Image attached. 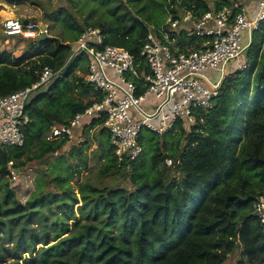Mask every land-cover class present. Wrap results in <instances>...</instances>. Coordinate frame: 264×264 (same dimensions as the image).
Returning a JSON list of instances; mask_svg holds the SVG:
<instances>
[{"label": "trees", "instance_id": "16d2710c", "mask_svg": "<svg viewBox=\"0 0 264 264\" xmlns=\"http://www.w3.org/2000/svg\"><path fill=\"white\" fill-rule=\"evenodd\" d=\"M68 1L72 3L69 7L44 8L43 22L48 35V28L63 24L73 41L52 35L27 43L33 46L30 53L15 56L0 50V96L35 82L34 70L41 66H64L62 76L45 84L28 101L24 144L0 145V263L8 256L16 257L23 246L22 252L31 256L26 259L28 264H225L234 252H238V264H264V226L252 209L255 198L264 192V21L252 33L247 66L225 75L213 106L194 109L193 124L186 126L179 118L162 135L141 128L142 152L129 168L117 162L107 131L97 132L98 160L102 162L99 176H120L128 187L116 182L81 183V219H77L73 206L79 201L70 180L86 163H68L65 154L80 156L82 147L91 145L84 127L100 120L85 118L74 141L46 140L50 126L67 124L101 98L100 92L76 74L84 56L77 54L68 61L73 42L85 27H97L105 44L124 47L138 60L148 25L159 28L166 21L146 15L152 0H129L134 11L126 0H120L122 8L111 10L113 20L81 24L75 16L76 0ZM160 1L167 19L184 11L197 17L231 4V0H213L212 4L208 0ZM170 37L178 51L200 41L182 28L170 32ZM81 136L84 141L77 143ZM166 158L173 164L166 165ZM61 161L66 163L65 173L53 170ZM30 162L38 163L37 178L44 183L37 184L22 202L8 180L16 177L9 176V167L19 174ZM46 186L51 188L46 190ZM44 206L52 218L47 219ZM35 214L41 217L38 229L29 222ZM68 220H74L72 227ZM15 226L17 239L9 249L2 229H7L5 236L11 239ZM50 241L54 243L49 245ZM38 242L45 247L36 256L33 249L25 250Z\"/></svg>", "mask_w": 264, "mask_h": 264}, {"label": "built area", "instance_id": "2783aa9c", "mask_svg": "<svg viewBox=\"0 0 264 264\" xmlns=\"http://www.w3.org/2000/svg\"><path fill=\"white\" fill-rule=\"evenodd\" d=\"M263 21L264 0H231L230 5L212 8L197 17L191 11H184L177 18L169 17L159 28L148 26L138 60L124 47L105 44L100 28L85 27L73 42L68 61L77 54L84 56L82 77L101 93V98L76 113L67 124L50 126L46 140L74 141L84 119L96 118L100 122L85 126V131L90 136L105 129L117 162L129 168L142 152L138 141L141 128L162 135L179 118L186 126L193 124L194 109L213 106L225 75L247 66V47L253 31ZM39 24L17 15L5 16L1 22L6 36L33 40L47 33V25L43 31ZM180 28L187 36L200 37V41L178 51L172 47L175 39L170 37V32L176 33ZM63 68L41 66L34 70L38 76L35 82L0 96V145L24 144L23 128L29 122L25 111L28 101L45 84L62 76ZM212 72L218 74L215 81ZM77 141L83 142L84 137ZM165 163L172 165L173 160L166 158ZM17 172L18 169L9 167V176L15 177ZM252 209L264 226V192L255 198Z\"/></svg>", "mask_w": 264, "mask_h": 264}, {"label": "rangeland", "instance_id": "374dc122", "mask_svg": "<svg viewBox=\"0 0 264 264\" xmlns=\"http://www.w3.org/2000/svg\"><path fill=\"white\" fill-rule=\"evenodd\" d=\"M127 4L126 6H130L129 8L134 11L135 9L132 8L131 3L129 0H126ZM129 2V3H128ZM210 4L213 3V0H208ZM72 3H70L68 0H0V50L9 51L13 55L18 56L24 51L30 53L32 50L31 45L27 44L26 39L21 38L20 36H6L3 33L1 22L2 19L6 15H17L18 17L22 19H32V21H35L37 23L43 22V16L44 12L43 9H56L58 6L62 5L63 7H69ZM130 4V5H129ZM76 9H75V16L78 17V21L83 24L84 22L91 23L94 20L102 19L111 21L114 19V16L112 14L113 8H122L120 0H76ZM148 10V14L151 18H156V20L159 21H167L168 14L165 12V7L163 6L162 2L160 0H152L151 4L146 7ZM74 11V10H73ZM147 19V18H146ZM148 20V19H147ZM44 23V22H43ZM147 23H149L147 21ZM45 24V23H44ZM150 24H155L153 21ZM47 25V24H45ZM64 25L61 23H58L53 28H48L50 32V36H56L61 37L62 39H65L67 41H73L70 36V31L68 28L63 27ZM148 26H154V25H148ZM179 30V29H178ZM61 34L62 36H60ZM59 35V36H58ZM35 40V39H34ZM35 42V41H34ZM33 42V43H34ZM245 43V42H243ZM74 48V44H73ZM85 64L81 63V65L76 66V74L79 76H83L85 72ZM83 66V68H82ZM234 70H231L230 72H233ZM229 72V73H230ZM211 77L213 80L218 79L217 73H211ZM145 136H148L149 133L144 131ZM89 137V142H91V145L89 147H82L81 154L78 156V153H74L73 156L68 157V155L65 154L66 161L69 162H76L79 163L80 161H84L85 166L80 169L79 175L74 176L71 180V186L74 191V195L78 197V203L74 204L73 211L76 215L77 219H81V215L79 212V205L81 204V196H80V185L81 183H92L97 186H102L104 184H110L115 185L116 184L120 186H127L128 184L126 181L122 179L120 176H99V170L101 168L102 162L98 160V156L100 153V147L98 143V136L97 132L95 131L93 134H91ZM77 143H79L77 141ZM69 148L65 149L64 152H67ZM146 158H148V155H146ZM66 163L63 161L59 162L58 165H56L53 170L58 173H65L66 172ZM38 167V163L36 162H30L28 165L24 168L22 172H19V174L15 178H8L11 187H13L16 191V194L20 201L24 202L26 199L30 196L31 192L36 190L35 186L37 184L44 183L42 179L37 178V170L40 168ZM43 169H46V167H43ZM50 177V176H48ZM48 177H45L44 179H48ZM51 186H46L45 189L49 190ZM43 211H45V214H47V219L52 218L50 212L47 210V208L44 206L42 208ZM39 219H41L40 215L35 214L30 219V225L32 227H37L39 224ZM46 219V220H47ZM74 220H68V224L70 227ZM18 226H15L12 231V238L8 239L5 235L7 234V229H2V235H3V241L5 247H8L9 249H12L15 244V240L17 239L14 237V234L17 235L18 232ZM67 235V234H66ZM41 241V240H39ZM54 242H49L48 244H52ZM42 247H45V245L42 242H38L34 248L32 247H26L25 250H32V255L36 256V254L40 251ZM23 246H20L18 248L17 252L18 255L16 257L8 256L4 259V262L0 264H28L26 262V259L30 256V253L28 252H22ZM225 264H238V252H234Z\"/></svg>", "mask_w": 264, "mask_h": 264}, {"label": "water", "instance_id": "95a60500", "mask_svg": "<svg viewBox=\"0 0 264 264\" xmlns=\"http://www.w3.org/2000/svg\"><path fill=\"white\" fill-rule=\"evenodd\" d=\"M40 28L44 31L45 30V24L43 22H40L39 24ZM50 35H48L46 32H43L42 34H40L38 37L35 38V40L31 39V38H27L26 41L27 43H33L34 41L37 42V41H41V40H44L46 38H49Z\"/></svg>", "mask_w": 264, "mask_h": 264}, {"label": "bare ground", "instance_id": "6f19581e", "mask_svg": "<svg viewBox=\"0 0 264 264\" xmlns=\"http://www.w3.org/2000/svg\"><path fill=\"white\" fill-rule=\"evenodd\" d=\"M11 15V14H10ZM6 16H8V15H6Z\"/></svg>", "mask_w": 264, "mask_h": 264}]
</instances>
